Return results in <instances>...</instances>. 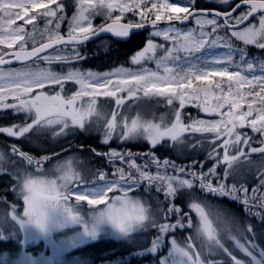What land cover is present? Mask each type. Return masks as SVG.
Listing matches in <instances>:
<instances>
[{"label":"snow or ice","instance_id":"snow-or-ice-1","mask_svg":"<svg viewBox=\"0 0 264 264\" xmlns=\"http://www.w3.org/2000/svg\"><path fill=\"white\" fill-rule=\"evenodd\" d=\"M216 2L228 5V10H197L196 0H185L183 4L169 2V0H163L162 3L151 2V0H81V4L87 6L78 8L79 15L74 18V22L76 25H81L87 20V25L68 29L67 39L60 35L56 38V42L80 45L101 32L111 33L120 38H128L134 30L157 28L158 22L171 25L152 33L154 37H163L164 41L169 42L171 46L165 43H156L153 39H147L144 48L136 51L130 58L133 65L154 62L156 70L142 66L138 70L118 68L115 72H108L103 75L91 71L86 73L87 77H103L100 83L91 85L94 89L93 94L97 97H116V105L125 103V99H121L122 95H119L125 92L128 97H135L140 92L144 96L170 97L168 105H174L178 102V106L175 107V123L170 128L161 130L159 125L145 126L146 132L150 133L145 137L149 147L143 150L146 163H138L137 158L133 157L130 150L112 149L107 154L100 152L99 149L93 150L94 154L98 156L107 155L110 160L118 165H126V167L117 166L114 173L115 176H119L121 181L129 183L127 191L124 192V197L117 195L114 198V201L122 200V207H117L113 202L108 205V209L117 214L121 211H129L127 208L129 202L125 198L127 192H135L143 187L142 182H146L147 190L155 189L156 192L166 198L165 215L177 217L174 223L157 225L161 235L170 230H175L177 227L183 229L185 224L182 223V220L186 219V227L191 229L195 226L197 235H203L207 237L208 241L218 245L231 258L233 264H245L218 238L217 228L213 226V221L209 219V216H214L216 222L219 223L222 216L219 210L210 213L209 210H206L205 203L195 199L188 204L184 200L183 207L175 205V199L178 197L177 185H179L189 189L198 188L205 194L216 195L220 198H227L229 201L241 203L246 213L255 206L254 204L250 205V199L253 198L248 197V188L243 184L239 187L236 183L229 185L226 181L228 177L235 175L233 169L235 162L241 159L247 160L251 154L259 153L264 156V57L249 58L247 51L250 46L264 50V0H238V2L216 0ZM148 3L151 4L150 7H148ZM53 5L55 7H52ZM57 5H60L59 9L56 7ZM10 7L17 9L16 18L10 22L11 24L24 21L25 24L32 25L37 19L36 16L32 15L33 13L56 18L58 11H64L63 5L57 4V0H47V2L45 0H28L27 3H15ZM100 9H103V12L99 14L104 22L98 27H93L94 14ZM241 9L247 10L241 11ZM89 10L93 13L91 19L87 15ZM117 12L118 14H116ZM258 12L261 13L258 22L251 23V18ZM136 16H139V20H136ZM59 19L61 22L56 24L57 28L62 27V21L65 17L60 15ZM189 21H193L199 28L198 34L195 28L183 29L175 26L186 24ZM205 26H210V30L205 31ZM220 32L224 34L217 35ZM21 40H23L22 36L0 37V45L6 44L9 49H12L13 45ZM239 43H242L243 47H240ZM50 46L54 47L55 44ZM217 46L227 49V54L214 55L204 65L189 64L187 68L179 69L168 66V62L181 61V53L185 58H193L205 48L212 49ZM160 52L163 54L161 55ZM11 55L14 57L13 62L33 58L31 54L22 53L20 50L11 53ZM77 60L78 57H74L63 62L75 64ZM4 63L5 58L0 55V65ZM242 65L244 67H241ZM161 68L163 74L159 71ZM257 71L259 74H256ZM113 76L126 78L113 80L111 78ZM0 78H7L9 81L23 78L25 84L35 85L34 87H25L18 83H10L7 87H0V109L11 108L15 109L17 113L33 111L36 114V119L29 122L27 127L20 128L19 131H16L14 127H8L0 129V132H5L13 137H20L41 120L47 121L49 125H55L60 123L62 119L68 118L73 121L72 126L79 125L81 117L72 111L73 105L78 102V97L69 100L60 93L50 94L47 91H41V89H48L53 86L59 87L58 83L56 85L39 83L51 79V74L46 70L40 68L24 73L10 71L0 74ZM66 83H74L79 86L80 83H86L85 76L79 71L71 72L66 78ZM9 96L15 103L8 102ZM21 97H27V99ZM186 107H194L200 113L219 118L200 119L193 118L191 115L185 117L183 110ZM50 117H55V119H50ZM111 127L110 122V129ZM245 127L261 137L259 144L262 146H252V137L238 130ZM136 130L135 122H133L130 131L135 133ZM186 134H212L214 139L210 145L211 151L207 155L214 163L206 172L203 170L199 172L196 170L186 171L185 167L173 165L171 159L165 158L161 162V159L154 155V149L164 140H170L173 144L177 142L183 144L185 142L183 137ZM114 140L128 142L129 137L127 133L123 136H117L110 130L109 135L104 137L101 144L110 145ZM199 144L200 141H196L193 147ZM233 152L235 154H232ZM139 156L140 153H137V157ZM221 164L227 166L222 173L218 171ZM170 165L171 174H169L168 167ZM187 167L196 169L197 164H189ZM260 167H264V160L261 161ZM161 169L164 170L163 174ZM133 172L136 173L135 180L130 179ZM62 179L70 181L71 173H66ZM53 186H55V181H53ZM259 186L264 187V178L260 179ZM38 187L43 193L42 186ZM22 191L29 193L23 197L24 215L28 216L30 212L39 213L42 200L46 197L42 196L41 200L33 204L31 200L32 182L29 181H25ZM93 191L94 193L101 192L102 189L98 188ZM113 191H124V189L117 187L114 182L113 187L108 188L106 192L95 196V198L77 193L72 195L78 201H86L90 205H102L108 202ZM252 191L255 193L257 189H252ZM241 192L244 193L242 201L239 195ZM169 199L172 200L171 204L167 203ZM254 199L258 201L261 209H264V195L254 197ZM185 208L187 211L184 210ZM131 210L135 211V208L133 207ZM190 213L198 218V226ZM253 215L261 216L262 221H264V216L260 212L253 213ZM9 217L19 224L23 238H20V233L17 234L16 231H8L6 234L4 227L0 226V241L16 240L21 246L22 255L27 257L26 264H36L31 254L24 252V249L29 242L38 241L35 239V234L38 233L41 237L47 234V222L43 224L34 223L31 220L25 222L17 217L15 209L9 212ZM138 219L142 223L146 217L141 215ZM3 223L6 224L7 221L3 219ZM116 226L121 231L130 229L123 224ZM34 229L35 231H33ZM247 231L251 232V227ZM231 239L236 241V246L240 250L252 258L253 264H262L261 260H257L256 256L249 250V246L236 240L235 237H231ZM171 245L170 255L178 252L186 258L180 264H205L198 253L193 258L188 250L178 246L175 239L171 241ZM156 247L157 244L154 242L153 251L156 250ZM188 247H192L191 237ZM3 255L7 256L8 254L4 253ZM260 255L264 257V250L260 252ZM173 264L176 262L173 261ZM207 264H216V262L210 260L207 261Z\"/></svg>","mask_w":264,"mask_h":264},{"label":"rangeland","instance_id":"rangeland-1","mask_svg":"<svg viewBox=\"0 0 264 264\" xmlns=\"http://www.w3.org/2000/svg\"><path fill=\"white\" fill-rule=\"evenodd\" d=\"M196 1L199 2L198 6L200 7H204L210 2V0ZM20 2L27 3L28 0H0V37H23V40L13 45V48L31 47L42 41L60 35L69 34L68 29L76 26H86L88 23L87 20L81 25H76L74 22V18L79 15L78 8L87 6L82 5L81 0H57V4L63 5L64 11H58L56 18L33 13L32 15L36 16L37 19L32 25H27L24 23V21H18L17 24H11L10 22L16 18L17 9L10 7V5ZM45 2H47V0H45ZM151 2L162 3L163 0H151ZM169 2L183 4L185 0H169ZM150 6L151 4L148 3V7ZM52 7H55V5ZM56 7L59 9L60 5H57ZM89 11L90 12L87 13V15L89 16V19H91L93 18V13L91 10ZM101 12H103V9L98 10V12L94 14L93 27H98L104 22L102 16L99 14ZM116 14H118V12ZM60 15L64 16L65 19L62 21V27L57 28L56 24L61 22L59 19ZM136 17L137 20H139V16ZM258 17L259 16L254 18L251 23H257ZM97 19L99 20L98 25L95 24V20ZM50 20L51 23L49 24ZM169 26L171 25L161 24L158 25L157 28H151L150 39H153L156 43H165L168 46H171L169 42L164 41L163 37H154L152 35V33L156 30H163L165 27ZM175 26L181 27L183 29H188L191 27L196 29L197 34L199 32V28L194 24L193 21H190L188 24L183 26ZM204 30L209 31L210 26H205ZM223 34V32L217 33V35ZM239 46L243 47V45L240 44ZM8 49L9 48L6 44L0 45V54ZM76 52L77 51L71 47L62 46L46 54H43L31 63L15 67L0 68V74L10 71L24 73L29 70H36L40 68L46 70L51 74V79L40 81L39 83L53 85L58 83L59 87L53 86L48 89H41V91H47L50 94L60 93L65 99L69 100L78 97V102L73 105L72 111L81 117L78 126H72L73 121L68 118L62 119L60 123L55 125H49L47 121L41 120L20 137H13L5 132H3L4 134L0 132V136H3V142L7 144L9 141L8 143H10L7 144V150L5 152L0 149V188L5 187L10 196L15 199L14 203H10L11 205L7 204L3 200V197L0 199V226L4 227L6 234L8 231H16L17 234L20 233V238H23V233L20 232L19 226L17 227L16 222L12 221L9 217V212H11L13 209H15L19 214L18 218L24 220L25 222H28L29 220L40 224L47 222V234L43 237L39 236L38 233L35 234V239L38 241L34 243L29 242L24 249V252L31 254V257L36 261V264H46V261H48L47 264H162V262L163 264H173V261H175L176 264H180L181 261L186 259L185 257H183L178 252H174L172 255L169 254L172 248L171 241L173 239L176 240L179 247L188 250L193 255V258H195V255L198 253L200 255V259L204 261L205 264H207V261L210 260L216 262V264H220V262H222V264H228L225 262L223 257L215 258L214 255L220 253L218 246H215L214 243L208 241L207 237L203 235L198 236L195 226L193 230L190 231L192 243L191 248L188 247V237L181 238L179 237V234H176L179 232V229H181L179 227L173 231L170 230L166 234L161 235L157 225L160 223H171V221L175 220L176 216L165 215V208L162 204L165 202L166 198L156 192L155 189L147 190L148 185L146 182H142L143 187L139 188L135 192H127V196L125 198L129 202L127 205L129 211H121L117 214L109 211L108 205L115 202L117 207H122V200L114 201V198L117 195L124 197V192L127 191L129 187L128 182L121 181L119 176H115L113 173L110 176L103 175L100 179H98V177L91 178L97 169L91 163L89 164L88 161L80 157V155H70V152L65 153L63 150L64 152H62V155L65 154V158L59 159L58 156H55V149L53 150L55 145L59 146L61 144H65L66 142L69 143L71 140H74L75 136L73 134L75 133L87 136L90 138L92 143L95 141L101 143L104 137L109 135V131L111 130L117 136H123L125 133H127L129 141L119 142L114 140L110 145H104L107 147L106 150L101 149V147L97 145L95 146V144H93L91 148H89L91 145L84 147L82 144H79V147L88 149L90 151V155L94 157L95 154L91 152L92 149H99L100 152L106 151L105 154H107L112 149L119 151L130 150L133 153V157L137 158V162L143 164L147 161L144 159L143 151L139 148V146H149L145 141V137L150 134L149 132H146L145 126L159 125L160 129L164 130L170 128L175 123V107L178 106V102L174 105H168V100L171 99L170 97L164 98L144 96L142 92L137 93L135 97H128L127 93L125 92L119 94L122 95L121 99H125V103L122 105H116V97H97L93 94L94 89L91 87V85L100 83L103 79L102 76L99 78L86 76L87 71L97 73L98 75H103L108 72H115L118 68L138 70L143 66L156 70L154 62L142 65H133L130 61L129 65H121L113 68L110 71L97 72L90 69H80L69 62H63L76 57ZM160 54L162 55L163 53L160 52ZM226 54L227 49H224L222 46H217L216 48L212 49L205 48L201 53L196 54V56L193 58H185L181 53L180 55L182 60L177 62H168V66L179 69L187 68L189 64L204 65L205 62L209 61L212 56H221ZM248 55L249 58L264 57V55L260 54L258 51H253L252 53H248ZM61 65L64 66L62 69H60ZM241 67L244 66L242 65ZM75 71H79L85 76L86 83H80L79 86L75 85L74 83H66V78L71 72ZM159 71L161 74H163L162 68L159 69ZM256 74H259V72L257 71ZM111 78L115 80L126 77L113 76ZM10 83H18L25 87L35 86L25 84L23 78L17 79L15 81H9L7 78H0V87H7ZM69 89H71V92L67 95L66 93ZM9 98V103H15L11 96H9ZM21 98L27 99V97ZM257 107H259V104H257ZM7 110H9V112L5 113V115L9 118V122L5 124L4 129L8 127H14L16 131H19L20 128L27 127L29 122L36 119V114L33 111H20L17 113L15 109L10 108ZM183 113L185 117L191 115L193 118L200 119L219 118L200 113L194 107H186L183 110ZM50 119H55V117H50ZM110 122L112 124L111 129ZM133 122H135L137 129L135 133L130 131L133 127ZM187 122L190 123V121ZM242 130H244L246 134L252 133L248 127H245ZM191 136L192 135L186 134L183 137L184 141H186V137L188 141ZM193 136H196L197 138H205L207 144L209 145V151H211L210 145L214 139L212 134H194ZM4 137L5 139H3ZM22 139H24V145L21 143ZM165 141H167V139L164 140L163 143ZM39 142L41 143L39 144ZM184 143L181 144L177 142L173 144L172 142V146L175 149H178L179 147H182ZM188 144L191 145V143ZM200 144L201 145H197V148L200 147V149H203L205 146L202 142ZM36 145L39 146L38 151L27 148L29 146L37 147ZM259 146L262 145L259 144L258 147ZM40 147H44V150H40ZM47 148H49L50 151ZM245 148L247 149L246 146ZM137 153H140L139 157H137ZM103 157L105 158V161H103L104 166L101 167L102 173L104 172L106 174V166L108 167L109 174L112 171L115 173V168L117 166L126 167L125 164L118 165L114 161L110 160L107 155H104ZM99 158L102 157L100 156ZM79 159H81L80 162ZM162 161L163 160H161V162ZM193 163L198 164L196 169L188 168L187 166L189 164L186 165L172 161L173 165L185 167L188 171H207V169H204L203 163H197L193 161L191 164ZM57 165L61 166L63 177L66 173H71L70 181L67 179L58 180L56 178L59 176V172L54 166ZM168 167L169 174H171V165ZM163 172L164 170L161 169L162 174ZM39 173L52 175L54 178L51 180L24 179L26 175H35ZM153 174H155V171H153ZM88 178L90 179L87 180ZM130 179H136L135 172L132 173ZM25 181L32 182L31 200L33 204H35L36 201L41 200V197L44 196L46 198L42 200V204H46L49 209L51 208L55 210V212L63 214L68 218L55 220L54 217V220H52L51 214H48L47 212L49 211L48 207L46 209L45 207H41L39 213L30 212L28 216H25L23 197L25 195H29V193L22 191V186L24 185ZM53 181H55V186H53ZM114 182L116 183L117 187L124 189V191H113L106 204L90 205L86 201L76 200L72 195L73 193H77L95 198V196L102 195L104 192H106L108 188L113 187ZM38 186H42L44 189L43 193L40 192V188ZM98 188L102 189V191L94 193L93 190ZM177 188V194L178 192L181 194L191 192L192 190L197 192V189L195 188L189 189L186 187H180L179 185H177ZM252 189L254 188L252 187L247 194L248 197L253 198L250 199V205H255L251 208L250 212H257L258 201L255 200L254 197H259L260 195H256ZM198 193L203 194L204 192L198 191ZM178 197L184 199L187 196L185 195L183 198L182 195H179ZM17 198L20 199L16 200ZM240 198L243 200L244 196L241 195ZM167 203L171 204L172 200L170 199ZM175 205L179 206L176 200ZM239 205L243 206L241 203H239ZM133 207L135 208V211L131 210ZM161 208H164L162 214L160 211ZM210 213H215V211ZM72 214L73 218L76 219L77 222H71L70 219L72 216L70 215ZM141 215L146 217L142 223L139 222L138 219ZM190 215H192V213H190ZM3 219L7 221L6 224L3 223ZM193 219L198 226V218L194 215ZM209 219L213 221V226L217 228L218 223L216 222L215 217L210 215ZM219 222H221L225 228H230L232 223H234L232 218L227 214H222ZM55 223L58 225L56 228ZM182 223H184V221ZM117 224H123L125 227H130V229L128 231H121L116 226ZM184 224V228L188 229V227H186L187 223ZM241 230L234 231L235 233H232L231 236L236 238V235H238L236 240L241 239L243 237ZM33 231H35V229ZM55 232H57L56 235ZM226 232L227 230H225V234ZM53 234L55 235L54 237ZM184 234L188 235L189 232L186 230ZM152 238L153 241H151ZM223 240L228 241L226 238H223ZM154 242L158 244L156 247V251L158 252L157 254H150L149 252L148 255H145L147 253H143L140 257L134 256V259L131 261L130 259L132 258L128 256L125 258V260H121L119 258L118 261V259H116L117 256L120 257V255H122V253H119L120 251H132L130 252L132 254L134 251L146 246L148 243H151V246H153ZM241 243L249 246V250L252 251L254 256L256 255L257 260H261L262 264H264V257L261 256L260 259H258L260 255L259 250H256V248L253 249V242L246 241L245 243ZM117 251L119 252L112 253ZM4 253H7L8 255L4 256ZM223 254L225 253L223 252ZM249 258V264H253L252 258ZM244 260L246 261V258H244ZM26 261L27 257L22 255L21 246L16 240L9 239L6 241H0V264H26ZM245 264H248L247 261Z\"/></svg>","mask_w":264,"mask_h":264},{"label":"trees","instance_id":"trees-1","mask_svg":"<svg viewBox=\"0 0 264 264\" xmlns=\"http://www.w3.org/2000/svg\"><path fill=\"white\" fill-rule=\"evenodd\" d=\"M235 1V0H234ZM197 2V6L199 5V2ZM204 7H208V8H217L220 10H226L228 9V5H224V4H220L217 3L216 0H210L209 3H207V5H205ZM70 10H71V6H70ZM244 9H241V11ZM238 14V13H237ZM154 18V17H153ZM137 20V17H136ZM95 24L98 25V19L95 20ZM124 21V20H123ZM147 39H150V30L149 29H140L136 32H133L130 37L127 40L124 41H119V40H114L110 37H102L98 40L95 41H90V42H86L84 44H80L77 46H73V45H63V47H71L73 48L75 51H77L75 53V56L78 57L77 63L72 64L75 67H78L80 69H92V70H97V71H106V70H110L116 66L119 65H129L130 61H131V56L135 54L136 51L138 50H142L144 48V46L146 45V41ZM240 45H242V43H239ZM62 47V46H60ZM59 48V47H58ZM248 53H252L253 51H258L260 54L264 55V50H258L255 47H248L247 49ZM86 57V59H84ZM70 63V62H69ZM71 64V63H70ZM71 65V66H72ZM64 67L63 65H61V68ZM72 89V88H71ZM71 89H69L68 91H70ZM241 133H246L244 130L240 129L239 130ZM249 136L252 137V146H256L258 147L259 145V140L260 137L257 136L255 133H251V134H247ZM75 138L74 140H71L69 143L66 142L65 144H61V145H55V148H53L54 152H55V156H58V158L62 157V152L65 151V153L67 152H72L75 150V154L76 155H80V157H82L83 159H85L86 161L89 162V164L91 163L93 166L96 165L97 166H104L103 161H105V158H99L100 156L95 154L94 156L90 155V151L88 149H85L84 147L89 146V148L92 147L93 144H95V146H99L101 147V149H105L107 147H105L104 145H102L100 142H95L92 143L90 138H88L87 136L84 135H79V134H74ZM0 141H2V139H0ZM196 141H200V143L202 142L203 145L205 146L203 149L197 148V146L193 147V145L196 143ZM24 142V139H22V145ZM41 142H39L40 144ZM188 143H191L188 144ZM193 143V144H192ZM12 144V141H11ZM79 144H82L84 147L80 148ZM201 145V144H199ZM37 146V145H36ZM41 146V145H40ZM149 146L146 145H140L139 148L143 151L144 149H147ZM28 149H34L36 151L39 150V146L37 147H33V146H29L27 147ZM43 148V149H41ZM49 151L50 149L47 148ZM40 150H44V147H40ZM64 150V151H63ZM247 150V149H246ZM44 152V151H42ZM52 152V151H51ZM91 152L94 153L93 149L91 150ZM106 152V151H105ZM103 152V153H105ZM210 152L209 151V145L207 144L205 138H197L196 136H191L190 139L187 141V137H186V141L184 143V145L182 147H179L178 149L174 148L172 146V142L167 140L164 143H161L160 145H158L155 149H154V155L163 160L165 158L171 159V161H176V163H182V164H191L193 161L195 162H201L203 163V167L204 169H208L212 166V164L214 163V161L208 157L207 153ZM232 154H235L234 152ZM264 160V156H262L259 153L256 154H251L247 160L245 159H241L237 162H235V164L233 165V169L235 171V175L234 176H230L227 178V183L229 185H231L232 183H236L237 187H239L241 184H243L246 188H248L249 190L253 187L254 189L257 188V191L255 192L256 195H264V187H260L259 186V181L261 178H264V167H260V163L261 161ZM198 165V164H197ZM107 167V166H106ZM154 167V166H153ZM227 167L226 165L221 164L218 167V171H220L221 173L223 172L224 168ZM188 171V170H186ZM190 178V177H189ZM198 188H197V192L192 190L191 192H186L183 193L182 197L184 198V196L186 195L187 197L184 198L185 203H191L194 199L198 200L200 202L205 203L206 205V209L208 210H212V211H217L219 210L222 214H227L229 215L232 220L234 221V223H232V225L230 226V228H225L224 225L221 224V222L218 223L217 226V232L219 234V239L221 241V243H223L225 245V247H228L229 250L237 256L238 259L243 260L244 262L247 261V263L249 264L250 262V258L244 254L241 250H239V248L236 246V241H233L231 239V235L232 233H235L234 231L237 230H241L242 233V238L239 239V241L241 242H248L251 241L253 242V249H264V221H262L261 216H255L253 215V213H257L260 212L262 214V216H264V209H261L259 203L257 202V212H247L245 211L244 206L239 205V203L235 202V201H229L227 198H220L216 195H208V194H200L198 193ZM9 192L7 191V189L5 187L0 188V199H2L7 203V204H12L14 203L15 199L13 197L10 196ZM248 194V192H247ZM180 193L178 192L177 196H179ZM239 195H243L244 193L241 192L239 193ZM256 197V196H255ZM20 198H17L16 200H18ZM184 199H181L180 197H177L175 200L177 201L178 205L183 207V202ZM160 200V199H159ZM170 200V199H169ZM168 200V201H169ZM240 200L242 201V199L240 198ZM159 202V201H157ZM10 204V205H11ZM163 207L166 209L167 204L165 202H163ZM164 208H161V214L164 211ZM185 211H187V209H184ZM209 211V212H212ZM15 214L17 215V217L19 216V214L17 213V211L15 210ZM60 218H62L61 216H59ZM192 217L194 218V214H192ZM162 218V216H161ZM177 217H175L176 219ZM171 221V218H170ZM184 221V223H187V220L184 219L182 220V222ZM175 220L171 221V223H174ZM229 223V222H228ZM251 227L252 231L248 232L247 229ZM188 231L189 234L185 235L184 232ZM193 228H183L182 230L179 229V232H177L176 234H179V237L184 238V237H191V233L190 231H192ZM225 230H227L226 234H225ZM173 231V230H171ZM223 238H226L228 241L223 240ZM238 238V235H236V239ZM231 240V241H230ZM219 248V246H218ZM220 253H217L215 256V258H224L225 262L228 264H232L233 262L231 261V258L225 253L223 254V251L220 250V248L218 249ZM132 251H122V256L125 259L127 256H125L126 254H128V257L132 258L130 259L133 260L134 256H137L139 251H134V253H130ZM257 253V252H256ZM244 258H246V261L244 260ZM100 264V263H98Z\"/></svg>","mask_w":264,"mask_h":264},{"label":"water","instance_id":"water-1","mask_svg":"<svg viewBox=\"0 0 264 264\" xmlns=\"http://www.w3.org/2000/svg\"><path fill=\"white\" fill-rule=\"evenodd\" d=\"M235 2H238V0L237 1H235ZM197 10H204V11H216V10H220V9H217V8H197ZM220 11H226V10H220ZM257 14H260V12H258ZM257 14H255V15H257ZM254 15V16H255ZM252 19V18H251ZM110 22V21H109ZM122 22H125V21H122ZM175 23V22H174ZM188 23V22H187ZM186 23V24H187ZM159 24H163V23H159L158 22V25ZM184 25V24H183ZM136 31H138V30H134L133 32H136ZM132 32V33H133ZM69 34H66V35H63L64 37H65V39H67V36H68ZM104 36H108V37H111V38H113V39H115V40H119V41H124V40H127L128 38H120V37H117V36H113L111 33H107V32H101V33H99V35H94L93 36V38L92 39H90L89 41H87V42H90V41H93V40H97V39H99V38H101V37H104ZM56 38L57 37H55V38H52V39H48V40H45V41H43V42H40V43H38V44H36V45H34V46H32V47H28V48H16V49H10V50H7V51H5L4 53H2L1 55H3L4 56V58H5V63L3 64V65H0V67L1 66H13V65H18V64H23V63H26V62H29V61H32V60H34V59H36L37 57H39V56H41L42 54H44V53H46V52H48V51H50V50H52V49H54V48H56V47H58V46H61V45H65L66 43H57L56 42ZM52 44H55V46L54 47H52V46H50V45H52ZM66 45H74V44H66ZM20 50V52H22V53H24V52H27V53H29V54H31V56L33 57V58H31V59H26V61H18V62H13V60H14V57L11 55V53H13V52H15V51H19Z\"/></svg>","mask_w":264,"mask_h":264},{"label":"clouds","instance_id":"clouds-1","mask_svg":"<svg viewBox=\"0 0 264 264\" xmlns=\"http://www.w3.org/2000/svg\"><path fill=\"white\" fill-rule=\"evenodd\" d=\"M57 171L59 172V176L56 177L58 180L59 179H62L63 177V171L61 170V166L57 165V166H54ZM54 177L52 175H48V174H45V173H39V174H35V175H32V174H29V175H26L24 177L25 180H40V179H44V180H51L53 179Z\"/></svg>","mask_w":264,"mask_h":264},{"label":"flooded vegetation","instance_id":"flooded-vegetation-1","mask_svg":"<svg viewBox=\"0 0 264 264\" xmlns=\"http://www.w3.org/2000/svg\"><path fill=\"white\" fill-rule=\"evenodd\" d=\"M8 100H10V98ZM7 112H9V110L0 109V125H2V126H0V129H4L5 124L9 122V118L5 115V113H7ZM1 133L4 134L3 132H1ZM2 137L0 136V139H2ZM3 139H5V137ZM3 146L6 147L7 144L3 143Z\"/></svg>","mask_w":264,"mask_h":264}]
</instances>
